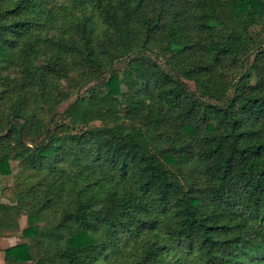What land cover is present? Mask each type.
I'll return each mask as SVG.
<instances>
[{
    "label": "trees",
    "instance_id": "obj_1",
    "mask_svg": "<svg viewBox=\"0 0 264 264\" xmlns=\"http://www.w3.org/2000/svg\"><path fill=\"white\" fill-rule=\"evenodd\" d=\"M0 174L7 264H264V0H0Z\"/></svg>",
    "mask_w": 264,
    "mask_h": 264
},
{
    "label": "rangeland",
    "instance_id": "obj_2",
    "mask_svg": "<svg viewBox=\"0 0 264 264\" xmlns=\"http://www.w3.org/2000/svg\"><path fill=\"white\" fill-rule=\"evenodd\" d=\"M13 164V170L16 173L19 171L17 164L15 162L12 163ZM15 175H11V176H2L0 174V202L4 201V202H9L11 197H12V189H13V185L15 183ZM27 224V218L26 216H22L20 218V225L21 228L20 230H16L17 233H15L14 235H12L13 237L16 236V239L13 241H9L10 243H15V241H17L19 238V236L21 235V229L24 228ZM1 256V255H0Z\"/></svg>",
    "mask_w": 264,
    "mask_h": 264
},
{
    "label": "crops",
    "instance_id": "obj_3",
    "mask_svg": "<svg viewBox=\"0 0 264 264\" xmlns=\"http://www.w3.org/2000/svg\"><path fill=\"white\" fill-rule=\"evenodd\" d=\"M16 239V236H9V234H2L0 235V264H7L4 260V248L9 247L11 245L16 244L17 241H15V243H10L9 241H13ZM18 239V238H17Z\"/></svg>",
    "mask_w": 264,
    "mask_h": 264
}]
</instances>
